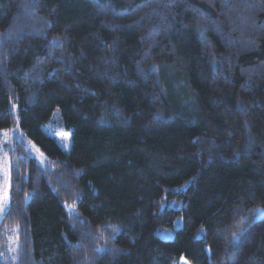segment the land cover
Returning a JSON list of instances; mask_svg holds the SVG:
<instances>
[{
    "label": "trees",
    "instance_id": "trees-1",
    "mask_svg": "<svg viewBox=\"0 0 264 264\" xmlns=\"http://www.w3.org/2000/svg\"><path fill=\"white\" fill-rule=\"evenodd\" d=\"M10 131L0 264H264V0H0Z\"/></svg>",
    "mask_w": 264,
    "mask_h": 264
},
{
    "label": "rangeland",
    "instance_id": "rangeland-1",
    "mask_svg": "<svg viewBox=\"0 0 264 264\" xmlns=\"http://www.w3.org/2000/svg\"><path fill=\"white\" fill-rule=\"evenodd\" d=\"M48 132L53 135L58 143L65 149H69L71 145V132L65 128L58 120H52L47 126ZM5 133V132H4ZM3 133V140L0 142V205H4V210L0 211V220L8 207L9 196H10V158L6 147L11 143L10 139L12 136V131L6 132L5 136ZM169 206L179 208L182 205V200L180 198H170L167 201ZM183 218L181 215L175 219L172 226L159 225L156 228V233L164 238L171 239L174 236L175 229L182 225ZM185 259L183 258L178 264H185ZM187 262V261H186ZM187 264H189L187 262Z\"/></svg>",
    "mask_w": 264,
    "mask_h": 264
},
{
    "label": "snow or ice",
    "instance_id": "snow-or-ice-1",
    "mask_svg": "<svg viewBox=\"0 0 264 264\" xmlns=\"http://www.w3.org/2000/svg\"><path fill=\"white\" fill-rule=\"evenodd\" d=\"M4 135L6 136L7 133L5 132ZM16 140L19 141V142H21V143H23L22 138L20 136H17L16 137ZM41 163H43V161H41ZM3 210H4V205H0V211H3ZM185 264H187L186 261H185Z\"/></svg>",
    "mask_w": 264,
    "mask_h": 264
}]
</instances>
